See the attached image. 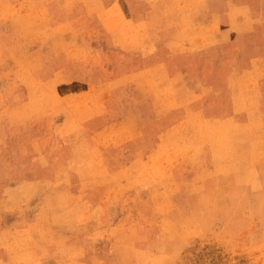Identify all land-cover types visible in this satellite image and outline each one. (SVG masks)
<instances>
[{"label": "rangeland", "instance_id": "obj_1", "mask_svg": "<svg viewBox=\"0 0 264 264\" xmlns=\"http://www.w3.org/2000/svg\"><path fill=\"white\" fill-rule=\"evenodd\" d=\"M0 264H264V0H0Z\"/></svg>", "mask_w": 264, "mask_h": 264}, {"label": "bare ground", "instance_id": "obj_2", "mask_svg": "<svg viewBox=\"0 0 264 264\" xmlns=\"http://www.w3.org/2000/svg\"><path fill=\"white\" fill-rule=\"evenodd\" d=\"M187 31V30H186ZM196 38V37H195ZM168 98V97H167Z\"/></svg>", "mask_w": 264, "mask_h": 264}]
</instances>
